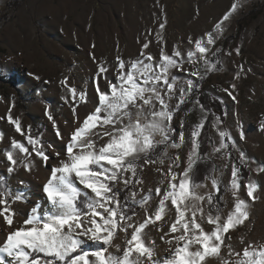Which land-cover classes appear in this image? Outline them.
Segmentation results:
<instances>
[{
    "label": "snow or ice",
    "instance_id": "6c2138e0",
    "mask_svg": "<svg viewBox=\"0 0 264 264\" xmlns=\"http://www.w3.org/2000/svg\"><path fill=\"white\" fill-rule=\"evenodd\" d=\"M243 7L244 0H234L211 30L188 36L186 45L177 41L171 50L163 35L164 13L157 18L155 55L148 51L151 30L135 58L125 60L118 54L114 66L90 53L97 64L91 78L94 110L81 120L77 106H72V130L65 137L50 107L44 108L62 151L45 141L44 133L34 136L30 125L22 128L20 119L12 115L15 100L10 99L6 120L24 140L12 137L10 146L0 150L7 163V175L0 174V223L4 226L0 264H210L213 259L219 264H264V242L241 237L240 250L231 243V233L249 220L250 203L259 198L260 185L250 177L245 182L241 172V166L247 167L245 154L239 152L240 166L231 161L235 138L197 96L200 82L221 63L211 57L223 51L216 45L225 23ZM234 53L240 55L241 49L236 47ZM28 75L40 80L34 73ZM59 84L66 92L65 103H89L87 91L69 84L67 76ZM235 87L231 84L222 91L235 100ZM189 103L191 109H187ZM192 111L199 112V119L186 128ZM181 112L184 116L177 126ZM206 124L216 131L218 141L209 138L211 151L204 152ZM237 128L240 139H245L239 121ZM257 131L264 132V113ZM3 138L0 132V142ZM214 157L228 163L218 166ZM209 164L211 168L198 179L200 166ZM229 164L230 181L224 183ZM41 165L49 176L42 184L41 198L21 220V213L12 206L31 200V185L18 180L13 189L9 180L21 169L32 174ZM149 166H155L151 170L158 179L154 187L145 188L143 173ZM255 171L264 173V166ZM222 186L230 200L221 194ZM153 230L167 245L164 256L157 253L156 240L150 235Z\"/></svg>",
    "mask_w": 264,
    "mask_h": 264
},
{
    "label": "rangeland",
    "instance_id": "374dc122",
    "mask_svg": "<svg viewBox=\"0 0 264 264\" xmlns=\"http://www.w3.org/2000/svg\"><path fill=\"white\" fill-rule=\"evenodd\" d=\"M234 0H0V132L4 134L0 150L10 146V138L18 141L24 138L14 131V126L6 120L11 98L15 100L12 108L13 117L19 118L21 126L30 125L32 134L44 133V139L51 142L57 151L63 150V144L54 135V129L44 115L46 105L59 126L63 136L72 130L74 120L72 106H77L76 115L82 120L94 110L96 101L92 77L97 64L89 57L94 53L97 60L114 66L119 54L125 60L135 58L145 42V37L152 41L148 51L158 53L155 43V31L158 30V17L167 15V26L163 35L167 48L171 50L177 41L186 45L187 37H198L211 30L215 22L230 8ZM163 9V12L161 11ZM92 45H95L93 48ZM216 47L223 51L217 57L221 63L217 71L210 73L201 81L197 96L211 94L225 104L221 120L222 127L230 131L235 138L236 147L231 148V161L240 166L239 152L245 154L247 167L241 166L245 182L250 177L258 182L259 197L250 203L249 220L231 233L233 246L240 250V238L245 241L264 242V173H257V167L264 166V132L257 131L260 114L264 113V0H244V7L225 23L222 37ZM241 49L235 55L234 49ZM232 52L231 56L227 53ZM242 65L240 68L238 66ZM28 73L40 77L35 80ZM239 73V78H236ZM112 75V67L109 76ZM65 76L69 84L78 90H86L89 103H65V89L59 81ZM195 79V78H194ZM49 81V83H44ZM103 85V81H101ZM235 84L233 100L222 89ZM38 92V94H37ZM203 104V103H202ZM204 105V104H203ZM206 107V106H205ZM189 103L187 109H191ZM186 109V110H187ZM181 112L176 118L178 126ZM219 116V115H217ZM199 119V112L192 111L186 118V128ZM211 119V116L209 117ZM68 121V125H65ZM237 121L243 126L245 139L241 140ZM207 141V151H211V141H218V135L210 124L205 125L202 134ZM187 146L181 153L187 152ZM39 163V161H37ZM213 162L222 166L228 163L217 157ZM149 166L143 173L145 188L154 187L158 174ZM7 163L0 155V174H5ZM202 173L211 168V164L201 165ZM231 165L224 171L223 182L230 181ZM49 176L43 165L32 174L21 169L9 180L13 189L17 181L24 180L31 185V200L27 203L13 204L21 215L27 218L32 204L41 198V187ZM209 187H211L209 182ZM225 200H230V193L223 192ZM242 197L246 196L241 190ZM140 215H143L142 210ZM3 224L0 223V241L4 239ZM207 227V226H206ZM150 235L156 240L157 253L166 255L167 247L154 230ZM118 243L120 241H117ZM226 254V253H225ZM210 264H219L213 259Z\"/></svg>",
    "mask_w": 264,
    "mask_h": 264
},
{
    "label": "trees",
    "instance_id": "16d2710c",
    "mask_svg": "<svg viewBox=\"0 0 264 264\" xmlns=\"http://www.w3.org/2000/svg\"><path fill=\"white\" fill-rule=\"evenodd\" d=\"M1 20L2 18H0V21ZM201 101L204 104V106H206V108L210 110V112H213L216 115L222 116V113L224 112V109H225V104L223 103L222 100H220L219 98L211 94H206V95H203ZM206 149H207V141L203 139L202 151L205 152Z\"/></svg>",
    "mask_w": 264,
    "mask_h": 264
}]
</instances>
